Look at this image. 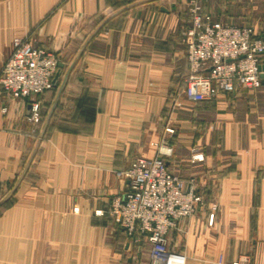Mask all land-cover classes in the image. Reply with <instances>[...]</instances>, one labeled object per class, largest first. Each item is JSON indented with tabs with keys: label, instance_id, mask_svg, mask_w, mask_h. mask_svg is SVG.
Returning a JSON list of instances; mask_svg holds the SVG:
<instances>
[{
	"label": "crops",
	"instance_id": "crops-1",
	"mask_svg": "<svg viewBox=\"0 0 264 264\" xmlns=\"http://www.w3.org/2000/svg\"><path fill=\"white\" fill-rule=\"evenodd\" d=\"M136 2L90 39L0 205V264H150L148 234L129 236L108 208L129 189L131 161L159 148L201 196L168 231V247L187 264H262L264 78L257 90L214 88L200 102L185 89L190 7L262 33L264 0H0V73L17 36L65 64L57 86L35 97L0 84V201L72 59L103 20ZM33 100L37 121L28 119Z\"/></svg>",
	"mask_w": 264,
	"mask_h": 264
},
{
	"label": "built area",
	"instance_id": "built-area-1",
	"mask_svg": "<svg viewBox=\"0 0 264 264\" xmlns=\"http://www.w3.org/2000/svg\"><path fill=\"white\" fill-rule=\"evenodd\" d=\"M190 14L193 26L186 50L187 96L200 102L213 95L214 88L227 92L260 88L264 78V32L251 25L215 20L198 4L190 7ZM59 62L55 53L17 36L1 70L0 84L13 96L35 97L53 86ZM40 117V103L33 100L28 119L37 121ZM162 153L159 148L154 156H138L131 161L122 172L129 179V189L111 200L108 212L129 236L148 234L150 264H187L184 252L168 247L167 233L177 219L195 212L201 196L169 168Z\"/></svg>",
	"mask_w": 264,
	"mask_h": 264
},
{
	"label": "water",
	"instance_id": "water-1",
	"mask_svg": "<svg viewBox=\"0 0 264 264\" xmlns=\"http://www.w3.org/2000/svg\"><path fill=\"white\" fill-rule=\"evenodd\" d=\"M139 2H140V1H139ZM139 2L133 3V4H131V5L127 6V7H125V8H122V9L118 10L117 12L113 13L112 15L108 16L105 20H103V21H102V22L96 27V29H95V30L89 35V37L86 39V41L84 42V44L81 46V48L79 49V51L77 52V54L75 55V57L72 59V61H71L70 64L68 65V67H67V69H66V72L64 73V76H63V78H62V80H61V82H60V84H59V86H58L57 93H56V95H55V98H54V100H53L52 106H51V108H50V110H49V112H48V115H47V117H46L45 123H44L43 128H42L41 133H40V137H39V139L37 140V142H36V144H35V146H34V149H33L32 153H31V155H30V157H29V159H28V161H27V163H26V166L24 167L22 173L20 174L19 178L17 179V181L15 182L14 186L11 188V190L9 191V193L5 196V198H3V199L0 201V205L3 204L6 200H8V199L12 196V194L15 192L17 186L19 185V183H20L21 180L23 179V177H24V175H25V173H26V171H27L29 165L31 164V162H32V160H33V158H34V156H35V154H36V151H37V149H38V147H39V144H40V142H41V139H42V137H43L44 134H45V131H46V129H47V126H48V124H49V122H50V120H51V117H52L53 113H54V110H55V108H56L57 105H58V102H59V100H60V98H61V95H62L63 89H64V87H65V85H66V83H67V81H68V78H69V76H70L72 70H73L74 67L76 66L77 62L79 61L80 57L82 56L84 50L86 49L87 44H88V42L90 41V39H91L92 37H94V36L96 35V33H97V32H98V31H99V30H100V29L106 24V22L109 21L114 15H116L117 13H119V12H121V11L127 9L128 7H131V6H133V5H135V4L139 3ZM230 60H231V59H229V61H230ZM64 66H65L64 62L60 61V62H59V65H58V68H57V70L55 71L54 76H53V78H52V85H53V86H57V84H58V82H59V78H60V76H61V72H62Z\"/></svg>",
	"mask_w": 264,
	"mask_h": 264
},
{
	"label": "rangeland",
	"instance_id": "rangeland-1",
	"mask_svg": "<svg viewBox=\"0 0 264 264\" xmlns=\"http://www.w3.org/2000/svg\"><path fill=\"white\" fill-rule=\"evenodd\" d=\"M8 189H9V188H7V189H4V191H3V192L1 191V192H2V194H3V193H6V191H8Z\"/></svg>",
	"mask_w": 264,
	"mask_h": 264
},
{
	"label": "trees",
	"instance_id": "trees-1",
	"mask_svg": "<svg viewBox=\"0 0 264 264\" xmlns=\"http://www.w3.org/2000/svg\"><path fill=\"white\" fill-rule=\"evenodd\" d=\"M49 90V89H48ZM47 91V90H46Z\"/></svg>",
	"mask_w": 264,
	"mask_h": 264
}]
</instances>
